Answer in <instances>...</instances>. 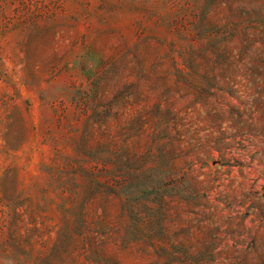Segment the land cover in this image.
<instances>
[{
    "label": "rangeland",
    "instance_id": "rangeland-1",
    "mask_svg": "<svg viewBox=\"0 0 264 264\" xmlns=\"http://www.w3.org/2000/svg\"><path fill=\"white\" fill-rule=\"evenodd\" d=\"M0 264H264V0H0Z\"/></svg>",
    "mask_w": 264,
    "mask_h": 264
}]
</instances>
